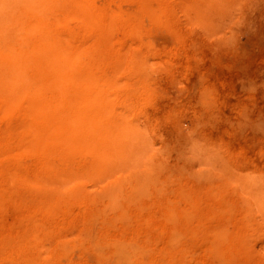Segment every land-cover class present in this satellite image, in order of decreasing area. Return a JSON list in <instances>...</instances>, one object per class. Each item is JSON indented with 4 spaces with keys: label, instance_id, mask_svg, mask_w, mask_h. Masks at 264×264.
<instances>
[{
    "label": "rangeland",
    "instance_id": "1",
    "mask_svg": "<svg viewBox=\"0 0 264 264\" xmlns=\"http://www.w3.org/2000/svg\"><path fill=\"white\" fill-rule=\"evenodd\" d=\"M1 3L0 264H264V0H59L37 25ZM33 28L56 49L52 85L79 74L60 94L43 91ZM79 86L104 123L140 134L122 172L96 174L58 119L36 141L33 99L69 113Z\"/></svg>",
    "mask_w": 264,
    "mask_h": 264
},
{
    "label": "bare ground",
    "instance_id": "2",
    "mask_svg": "<svg viewBox=\"0 0 264 264\" xmlns=\"http://www.w3.org/2000/svg\"><path fill=\"white\" fill-rule=\"evenodd\" d=\"M2 1V0H1ZM1 1H0V8H3V4L1 3ZM13 1H15V6L14 7H12V8H4V9H6L7 11H9V13L11 12V13H14L15 11H18V12H20V11H25V13L27 14V15H30L32 18H33V20L36 22V25H37V22H39V19H40V16H41V14H43L44 12H43V10L44 9H50L52 6H55V4H57L58 3V1L59 0H13ZM79 1H82V0H78V2ZM9 2V1H8ZM76 2V1H75ZM88 2V1H87ZM86 2V3H87ZM64 3V2H63ZM70 3H72V2H70ZM69 3V4H70ZM81 3V2H80ZM64 4H66V3H64ZM64 4H62L63 5V7H64V10L66 11V6H64ZM68 4V5H69ZM77 4V3H76ZM72 5H73V3H72ZM75 5V4H74ZM73 5V6H74ZM70 6V5H69ZM56 8H57V5L55 6V7H53V10H56ZM79 8H81V6L79 7ZM60 9H62L61 7L59 8V10ZM69 9V8H68ZM72 9V8H71ZM6 10H4V12H6ZM63 10V9H62ZM63 10V11H64ZM73 10V9H72ZM1 11V10H0ZM22 11V12H23ZM46 12L48 11V10H45ZM43 12V13H42ZM49 12H51V11H49ZM74 12V11H73ZM1 13V12H0ZM8 13V14H9ZM62 12H60V15L62 16V14H61ZM71 13V12H70ZM8 14H5V15H8ZM16 14V13H15ZM14 14V15H15ZM18 14V13H17ZM47 14H48V12H47ZM26 15V16H27ZM44 15V14H43ZM42 15V16H43ZM11 16V14L8 16V17H10ZM26 16H23V17H26ZM41 16V17H42ZM47 16V15H46ZM12 17V16H11ZM10 17V18H11ZM13 18V17H12ZM15 18V17H14ZM28 18V17H27ZM44 19V21L46 20L45 18L46 17H43ZM8 19V18H7ZM17 19V18H16ZM19 19H20V17H19ZM62 19V18H61ZM70 19V18H69ZM42 20V21H43ZM48 20H49V18H48ZM65 20V19H64ZM34 21H33V26H34ZM44 21L42 22V23H44ZM11 22V21H10ZM15 22V20L14 21H12L11 22V24H13ZM17 22V25H15V26H12V25H10V27L12 26V27H14V28H18V27H20V26H24V28H23V30L25 29V27L26 28H31V26H26V24L25 25H22L21 24V21H20V23L18 22V20L16 21ZM25 22V21H24ZM30 22H31V20H30ZM46 22V21H45ZM54 22V21H53ZM59 22V21H58ZM19 23V24H18ZM42 23H40V24H42ZM48 23V21L46 22V24ZM57 23V22H56ZM60 23V22H59ZM45 24V26H42V25H40V27L42 26L43 27V29H44V27H48L47 25ZM55 24V23H54ZM4 25V24H3ZM8 25V24H7ZM14 25V24H13ZM20 25V26H19ZM28 25H29V21H28ZM1 26V25H0ZM6 26V25H5ZM53 26V25H52ZM51 26V27H52ZM3 26H1V28H2ZM7 28L5 29V32H3L2 31V34L3 33H6V31H7V29H9L10 27L9 26H6ZM9 27V28H8ZM12 27H11V29H12ZM22 27L20 28V29H22ZM40 27H39V29H40ZM50 27V28H51ZM36 28V27H35ZM97 28V27H96ZM99 28H100V26H99ZM3 29V30H4ZM20 29H18V30H20ZM103 29V28H102ZM13 31H16V29L14 30V29H12ZM11 30V31H12ZM23 30H21V33L23 32ZM27 30V29H26ZM25 30V31H26ZM30 30V29H29ZM33 30H34V28H33ZM37 30V29H36ZM36 30H34L35 31V35L33 34V32L31 33L32 35H30L29 36V38H32L33 37V35H34V37L36 38H38V36H36V35H39L40 34V32L39 33H37L38 32V30L36 31ZM41 31H42V28L40 29ZM39 30V31H40ZM12 31V32H13ZM24 31V34L26 33ZM46 31H49L48 30V28H47V30ZM84 31V30H83ZM103 31V30H102ZM8 32V31H7ZM18 32V31H17ZM42 32H44V31H42ZM41 32V34L40 35H44L43 33ZM97 32H98V30H97ZM14 33V32H13ZM20 32H18V33H16L17 34V36L18 35H20L21 34ZM44 33H46V32H44ZM7 34V33H6ZM5 34V35H6ZM8 34H9V32H8ZM49 34V33H48ZM51 35H52V33H50ZM21 35H23V34H21ZM28 34H25V38H24V41L25 42H28L27 40H28V36H27ZM47 35V34H46ZM4 36V35H3ZM7 37H8V35H7ZM7 37H2V41H3V39H5V40H8V38ZM22 37V36H21ZM21 37H17V38H21ZM33 37V38H34ZM41 36H39V41L37 40V38H36V40L35 39H33V40H31V39H29V41L31 40V41H36V43L34 44V45H32V48L30 49L31 51L32 50H34V49H37L36 48V44H37V42H40V41H42L41 43H43L42 45H44V44H46L47 42H48V40L46 41V43H44L45 42V40L46 39H44V41H43V39H42V37L40 38ZM52 37H53V35H52ZM78 37V36H77ZM17 38L15 39L16 41H22L23 43H24V41H23V38H21V39H19V40H17ZM49 38H50V36H49ZM26 39V40H25ZM71 39V38H70ZM4 40V41H5ZM16 41H12L13 43L14 42H16ZM19 41V42H20ZM30 41V42H31ZM5 42H7V41H5ZM18 42V44H20ZM83 42V41H82ZM40 43V44H41ZM49 44H50V42H48ZM54 43V46H55V42H52L51 43V45ZM16 45H14L13 47L16 49L17 48V42L15 43ZM3 45H5L4 43H3ZM41 45V46H42ZM57 45V44H56ZM9 46H11L12 47V45L11 44H9ZM24 46V45H23ZM23 46H22V48H23ZM108 46V45H107ZM5 47H7L8 48V46H5ZM4 47V48H5ZM10 47V48H11ZM33 47H34V49H33ZM63 47V46H62ZM73 47V46H72ZM9 48V49H10ZM53 48H55V47H53ZM109 48V47H108ZM1 49V48H0ZM15 49H12V50H10V51H8L7 50V52H9V53H14V52H12L13 50L14 51H16ZM54 50V49H53ZM53 50H51V48L49 47V45L48 46H43L42 48H39V49H37L36 50V52H35V56L37 57V61H38V67H40V65L42 66V69H40L41 70V72H43V73H41V74H43V77L44 78H46V81H45V83H44V87H43V91H44V89L45 90H48V89H50V90H52L53 88L54 89H56V88H58V90H59V94L61 93L60 92V86H61V89H62V86L63 85H68V86H71L70 85V82L72 81L73 83H74V81H76L78 78H79V74H78V78H75L76 76L75 75H77V73L76 74H74V76L75 77H73V76H71V79H72V77H73V79L70 81V80H68V81H70L69 83L67 82V79L66 78H64V79H66V82H65V80L64 79H62L63 78V75H64V77H66V76H68V74H66L65 75V73L63 74V75H61V77L60 76H58L57 75V71H56V75H57V78H58V80H57V82L56 81H54L55 82V84H57L59 87H53L52 89H51V87L52 86H56L55 84H53L52 85V80H51V77L52 78H54V77H56V76H52V71L54 70V69H52L53 68V66L54 65H52V63H51V61L53 62V58H52V51ZM5 51V50H4ZM54 51H56V49L54 50ZM53 51V52H54ZM58 51H60V50H58ZM1 52V51H0ZM3 52V51H2ZM16 52H18V51H16ZM22 52L23 51H21V54H22ZM4 53H6V52H3V55H2V57H5L6 55H4ZM8 53V54H9ZM24 53V52H23ZM57 53V52H56ZM55 52H54V54L53 55H55L56 54ZM61 53V52H60ZM64 53V52H63ZM18 54V53H17ZM25 54V53H24ZM68 53H67V51H66V55H67ZM77 54V53H76ZM27 55V59H28V61H27V59H26V61H27V63H29V58H28V54H26ZM25 55V56H26ZM34 55V54H33ZM59 55H62V54H59ZM65 55V56H66ZM69 55V54H68ZM9 56H11V55H9ZM21 56V55H20ZM22 56L24 57V55L22 54ZM31 56V55H30ZM70 56H72V55H70ZM74 56V55H73ZM72 56V57H73ZM80 56V55H79ZM78 56V57H79ZM0 57H1V55H0ZM7 57H8V55H7ZM14 57V55L12 54V58ZM35 57V58H36ZM55 57H57V56H55ZM68 57V56H67ZM31 58L32 57H30V60H31ZM34 58V57H33ZM65 58V57H64ZM69 58V57H68ZM76 58H77V55H76ZM107 58V57H106ZM5 59H7V58H5ZM19 59V58H18ZM25 59H23V61L25 60ZM55 59V58H54ZM113 59H114V57H113ZM3 60V59H2ZM22 60V59H21ZM36 60V59H35ZM34 60V61H35ZM60 60H62L61 58H60ZM69 60V59H68ZM1 61V60H0ZM11 61V60H10ZM63 61H66V59L64 60L63 59ZM72 61H74L73 63H76V61L73 59ZM71 61V62H72ZM81 61V60H80ZM79 61V63H81ZM88 61V60H87ZM36 62V61H35ZM34 62V64H36ZM70 62V61H69ZM69 62H68V66H69ZM70 62V65H71V68H69L68 66V69H72L74 66H72V63ZM93 62V61H92ZM108 62V61H107ZM16 63V62H15ZM19 63V62H18ZM54 63V62H53ZM67 63V61L65 62V64ZM6 64H7V62H6ZM22 64L23 65H25L23 62H22ZM61 64H63V63H61ZM3 65V64H2ZM22 66V65H21ZM26 66V65H25ZM57 66V68H56V70H58V65H56ZM63 66V65H62ZM1 67V66H0ZM35 67H37V64H36V66ZM66 67V66H65ZM6 68V67H5ZM54 68H55V66H54ZM61 68V67H60ZM59 68V69H60ZM8 69H9V67H8ZM23 69V68H22ZM65 69V68H64ZM86 70V69H85ZM60 71V70H59ZM65 71H67V70H65ZM68 71H70V70H68ZM74 71V70H73ZM5 72V71H4ZM53 72H55V70L53 71ZM61 72V71H60ZM70 72H72V70L70 71ZM75 72V71H74ZM73 72V73H74ZM9 73V72H8ZM31 73V72H30ZM40 73V72H39ZM59 73V72H58ZM63 73V72H62ZM85 73V72H84ZM1 74V73H0ZM14 75H15V73H14ZM71 75V74H70ZM73 75V74H72ZM91 75V74H90ZM19 76V75H18ZM9 77V76H8ZM19 77H21V76H19ZM39 77H40V75H38L37 76V78H38V80H39ZM42 77V78H43ZM69 77V76H68ZM67 77V78H68ZM81 77H82V75H81ZM22 79H20V80H22L23 81V77H21ZM43 78V79H44ZM91 78H93V77H91ZM12 79V78H11ZM69 79V78H68ZM82 79L83 78H81V79H79V82H80V80L82 81ZM88 79V78H87ZM7 80V79H6ZM10 80V79H9ZM37 80V81H38ZM45 80V79H44ZM89 80V82H90V78L88 79ZM96 80V79H95ZM11 81H13V79L11 80ZM11 81H10V84H11ZM21 81V83H23ZM42 81V80H41ZM84 81V80H83ZM82 81V82H83ZM1 82V81H0ZM13 82H15V81H13ZM29 82V81H28ZM43 82V81H42ZM63 82H65V83H63ZM86 82V81H85ZM89 82H88V84H89ZM93 82H94V80H93ZM6 84H9V81L7 82H5ZM17 83H20L18 80H17ZM34 83V82H33ZM67 83V84H66ZM72 83V84H73ZM95 83V82H94ZM93 83V84H94ZM6 84H4V85H6ZM15 85H16V82L14 83ZM24 84V86H25V83H23ZM32 84V83H31ZM37 84V83H36ZM76 84H81V82L80 83H77L76 82ZM108 84V83H107ZM13 85V84H12ZM37 85H39V84H37ZM37 85H36V87H37ZM85 85H86V83H84V87H85ZM8 86H10V85H8ZM14 86V85H13ZM42 86H43V84H42ZM83 86V84L81 85V87ZM88 86V85H87ZM86 86V87H87ZM39 87V86H38ZM41 87V86H40ZM74 87H77L78 88V86H75L74 85ZM74 87H72V88H74ZM95 87H96V84H95ZM94 86H93V88H95ZM109 87V86H108ZM7 88V87H6ZM5 88V89H6ZM11 88V87H10ZM25 88H26V86H25ZM65 88V87H64ZM88 88V87H87ZM5 89H3L4 91H5ZM54 89H53V93L51 92V94H50V92H49V94L50 95H54ZM79 89H81L80 90V92H79V94H78V92H77V94H78V96H77V98L75 97L76 95L74 94V92L71 94L70 92V94L68 93L67 95H70V97H71V95H75L74 96V98H76V100H75V102L74 103H76L75 105V107L74 106H72V107H74L73 109L74 110H70V112L69 113H65L64 114V112H62V110H61V112H60V110L58 111V112H56L55 113V111L52 109V105H50V103L48 102V101H44V102H39L38 100H35V99H33V103H32V107H29L30 109H32L31 111H32V116H34V118L36 119V120H38V122H41V126H40V130L39 131H36L37 132V140H36V138L34 139V140H36L37 142H39V143H46L47 142V144L49 143V142H51L52 140L51 139H53L52 138V132L54 131L53 130V121H54V119H58V121H57V125H58V129L59 130H61L62 132V134L64 135V136H61L62 134H58L60 137H61V139L64 141V143H65V145H66V143L68 142V143H70V145H71V148L74 150V151H80V150H82V149H84V150H87L90 154H92V156H91V158H93V161H94V165H92L93 166V169H94V171H95V173L96 174H102V173H105V172H109V171H112V170H114L115 168L116 169H119V167H128V166H130L131 165V163H130V165H128V164H126L125 165V155H126V152L128 151V150H130V149H132V148H136V146H138L137 144V138L139 137L140 138V134H138L139 136H136V134H133V127H131V128H133V129H130L129 128V126H126L127 124V122L125 123V124H122L123 122L121 121V119L119 118V119H117L116 121H118V120H120L122 123H120V121L119 122H117V123H114V122H116V121H114V122H108V121H110V120H107L108 119V117L107 116H104V118H107V119H105V123L103 122V120L104 119H102L101 118V116H103V115H105L104 113L105 112H103V114H102V112L100 111V109L98 110L96 107V109L97 110H95L94 109V105H92V104H94V102L93 101H88V99L87 98H85L86 96V94H85V92H84V88H80V86H79ZM86 89V88H85ZM90 89V85H89V88H88V91H90L89 90ZM103 89V88H102ZM17 90H18V88H17ZM64 91H65V89H63ZM66 90H69L68 88L66 89ZM93 90H95V92H96V89H93ZM35 91L36 90H34V94H35ZM71 91V90H70ZM87 91V90H86ZM102 91V90H101ZM105 91H106V89L104 90L103 89V92H104V94H105ZM7 92H8V89H7ZM15 92H16V90H15ZM14 92V93H15ZM13 93V94H14ZM37 93V92H36ZM63 93V92H62ZM89 93V92H88ZM88 93H87V95H88ZM102 93V92H101ZM100 93V91H99V93H98V95L99 94H101ZM5 94H7L6 92H5ZM32 94V93H31ZM49 94H46V95H48L49 96ZM55 94H56V96L57 95H59L56 91H55ZM39 95V96H38ZM40 95H44V92L43 93H41L40 92V94L38 93L37 94V96L38 97H40ZM63 95H66L65 93L63 94ZM63 95L61 94V95H59V97L60 96H62V97H60V98H63V99H65L64 97H66V96H64L63 97ZM8 96V95H7ZM47 96V97H48ZM15 97V96H14ZM31 97H32V95H31ZM34 97H36V96H34ZM33 97V98H34ZM50 97V96H49ZM100 97H102V96H100ZM16 98V97H15ZM37 98V97H36ZM51 98V97H50ZM52 98H54V96H52ZM93 98H94V94H93ZM99 98V97H98ZM97 98V99H98ZM106 98V97H105ZM37 99H39V98H37ZM63 99H61V100H63ZM69 99H72V100H69ZM68 100L69 101H73L74 99L73 98H69ZM48 100H50V99H48ZM59 100V99H58ZM93 100V99H92ZM99 100V99H98ZM14 101H16V99L14 100ZM65 101V100H64ZM63 101V102H64ZM108 101V100H107ZM106 101V102H107ZM51 102H53V101H51ZM97 102V101H96ZM95 102V103H96ZM101 102V101H100ZM66 103V102H65ZM65 103H63L64 105H68V104H65ZM73 103V102H72ZM71 103V104H72ZM73 103V104H74ZM104 103V101H102V104ZM53 104V103H52ZM100 104V103H99ZM102 104H100V105H102ZM105 104V103H104ZM69 106V105H68ZM103 106V105H102ZM63 107V106H62ZM108 107V106H107ZM122 107V106H121ZM125 106L123 105V108H124ZM64 108H66L65 106H64ZM63 108V111L65 110ZM127 107H125V109H126ZM70 109H71V106H70ZM103 109H105L104 108V106H103ZM124 109V110H125ZM29 110V109H28ZM58 110V109H57ZM129 110H131V109H129ZM30 111V110H29ZM65 111H69V109H67V110H65ZM29 115L31 114V113H28ZM132 114V113H131ZM137 116H139V115H137ZM137 116H135V117H137ZM118 117V116H117ZM123 118V117H122ZM101 119V120H100ZM124 119V118H123ZM35 120V121H36ZM138 120V119H137ZM56 121V120H55ZM107 121V122H106ZM124 121V120H123ZM27 123V122H26ZM55 123V122H54ZM24 126V125H23ZM30 126V125H29ZM27 128V127H26ZM34 128V127H33ZM36 128V127H35ZM37 129V128H36ZM138 129V128H137ZM29 130H31V128L29 129ZM32 131H34V130H32ZM36 132H33V133H36ZM135 133V132H134ZM27 135V134H26ZM34 136H35V134H34ZM142 136V135H141ZM20 137V136H19ZM142 139H144V137L142 138ZM141 139V140H142ZM29 141V140H28ZM139 141V140H138ZM143 141V140H142ZM141 141V142H142ZM25 142H27V141H25ZM36 142V143H37ZM57 143H60V141H56ZM62 142V141H61ZM140 142V141H139ZM29 142H27V145L29 146V144H28ZM31 143H32V141H31ZM30 143V144H31ZM33 143H35L34 141H33ZM38 144V143H37ZM41 144V145H42ZM26 145V144H25ZM50 145V144H49ZM52 145V144H51ZM50 145V146H51ZM64 144H62V146H63ZM53 146V145H52ZM57 146V145H56ZM45 147H48V146H45ZM55 147V146H54ZM34 148V147H33ZM63 148V147H62ZM64 149V148H63ZM67 149V148H66ZM137 149V148H136ZM49 150V149H48ZM149 150V149H148ZM134 151V150H133ZM149 152V151H148ZM132 155V154H131ZM141 155V154H140ZM139 155V156H140ZM138 158V157H137ZM58 159V158H57ZM75 164V163H74ZM79 164V163H78ZM93 164V163H92ZM86 166V165H85ZM89 166V165H88ZM90 166H91V164H90ZM89 166V167H90ZM71 168V167H70ZM74 168V167H73ZM72 168V169H73ZM114 168V169H113ZM129 168V167H128ZM69 169V168H68ZM67 169V170H68ZM86 169V168H85ZM116 169H115V171H116ZM125 169H127V168H125ZM125 169H123V170H125ZM87 170V169H86ZM120 171L122 170V169H119ZM70 171V170H69ZM89 171H90V169H89ZM119 171V172H120ZM74 172V171H73ZM76 172V171H75ZM90 172H93V170L92 171H90ZM122 172V171H121ZM56 173V172H55ZM117 173V172H116ZM79 174V173H78ZM70 175V174H69ZM76 176V175H75ZM78 176V175H77ZM72 177V176H71ZM72 179V178H71ZM108 179V178H107ZM74 180H77L76 178L74 179ZM68 181H69V179H68ZM69 183V182H68ZM80 197V196H79ZM83 197V196H82ZM21 255V254H20ZM19 257V256H18ZM22 257V256H21ZM19 259V258H18ZM22 259V258H21ZM23 260V259H22ZM21 260V261H22ZM35 260H34V258H33V262H34ZM25 263V262H24ZM39 264L41 263V262H38ZM42 264V263H41Z\"/></svg>",
    "mask_w": 264,
    "mask_h": 264
},
{
    "label": "clouds",
    "instance_id": "3",
    "mask_svg": "<svg viewBox=\"0 0 264 264\" xmlns=\"http://www.w3.org/2000/svg\"><path fill=\"white\" fill-rule=\"evenodd\" d=\"M250 92H254L255 91V87L254 86H250L249 89H248ZM200 166V165H199ZM198 166V167H199Z\"/></svg>",
    "mask_w": 264,
    "mask_h": 264
}]
</instances>
